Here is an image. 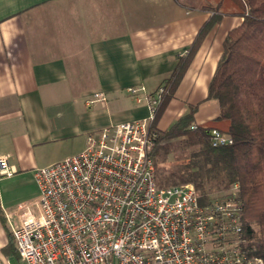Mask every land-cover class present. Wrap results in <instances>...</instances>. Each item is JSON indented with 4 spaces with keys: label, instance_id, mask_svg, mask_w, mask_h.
Wrapping results in <instances>:
<instances>
[{
    "label": "crops",
    "instance_id": "crops-1",
    "mask_svg": "<svg viewBox=\"0 0 264 264\" xmlns=\"http://www.w3.org/2000/svg\"><path fill=\"white\" fill-rule=\"evenodd\" d=\"M210 16L176 0H0V158L11 170L0 176V254L11 243L4 217L38 200L35 170L80 153L103 127L147 119L126 89L163 85ZM241 21L225 15L204 36L154 127L190 107L196 126L217 118L207 89ZM95 93L105 101L88 104Z\"/></svg>",
    "mask_w": 264,
    "mask_h": 264
},
{
    "label": "built area",
    "instance_id": "built-area-1",
    "mask_svg": "<svg viewBox=\"0 0 264 264\" xmlns=\"http://www.w3.org/2000/svg\"><path fill=\"white\" fill-rule=\"evenodd\" d=\"M126 91L147 119L103 127L80 153L35 170L38 200L17 210L11 231L21 264H264L242 248L236 186L207 202L190 183L158 187L151 122L165 89ZM97 101L103 93L87 103ZM209 141L232 143L216 129ZM9 175L1 157L0 176Z\"/></svg>",
    "mask_w": 264,
    "mask_h": 264
},
{
    "label": "trees",
    "instance_id": "trees-1",
    "mask_svg": "<svg viewBox=\"0 0 264 264\" xmlns=\"http://www.w3.org/2000/svg\"><path fill=\"white\" fill-rule=\"evenodd\" d=\"M176 1L211 16L162 85L165 94L151 122L156 182L161 187L190 183L201 202L231 193L236 186L242 208V248L249 257L264 262V0ZM225 15L242 21L228 31L208 85L206 99L217 101V118L192 129L195 107H190L168 128L157 129L153 123L161 103L172 96L202 39ZM213 129L228 135L232 143L213 147L209 141ZM11 242L17 255L12 238Z\"/></svg>",
    "mask_w": 264,
    "mask_h": 264
},
{
    "label": "rangeland",
    "instance_id": "rangeland-1",
    "mask_svg": "<svg viewBox=\"0 0 264 264\" xmlns=\"http://www.w3.org/2000/svg\"><path fill=\"white\" fill-rule=\"evenodd\" d=\"M169 186H172V185H165L162 187L158 185V187H161V188L169 187ZM3 224L5 227V234L8 237L12 229H14L17 226V216L16 215L5 216L3 219ZM0 258L6 260L9 264H21L18 256L13 252L12 242L9 243V245L7 246L5 250L1 251Z\"/></svg>",
    "mask_w": 264,
    "mask_h": 264
}]
</instances>
